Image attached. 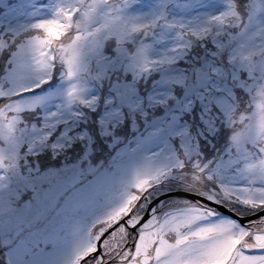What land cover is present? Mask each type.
<instances>
[{
	"label": "snow or ice",
	"instance_id": "obj_1",
	"mask_svg": "<svg viewBox=\"0 0 264 264\" xmlns=\"http://www.w3.org/2000/svg\"><path fill=\"white\" fill-rule=\"evenodd\" d=\"M0 264H264V0H0Z\"/></svg>",
	"mask_w": 264,
	"mask_h": 264
}]
</instances>
